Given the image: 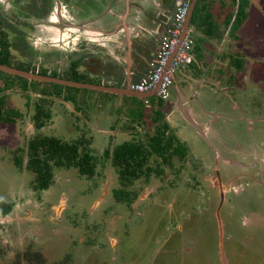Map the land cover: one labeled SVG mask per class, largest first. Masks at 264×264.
Listing matches in <instances>:
<instances>
[{"label": "rangeland", "instance_id": "rangeland-1", "mask_svg": "<svg viewBox=\"0 0 264 264\" xmlns=\"http://www.w3.org/2000/svg\"><path fill=\"white\" fill-rule=\"evenodd\" d=\"M94 1L96 8L103 2ZM172 1L175 10L177 0ZM206 1V10L209 8L214 13L222 34L214 45L209 44L213 56L208 60H221L216 62L215 70L223 77L216 83L219 89L211 94L210 105L234 111L235 103L223 96L227 94L234 100L236 97V101L251 112L246 111L242 119L222 122L218 134L212 135L211 131L208 136L231 157L250 162L256 156L264 157V0L248 2L247 17L242 25L250 20L246 29V36H252L250 42L238 36L241 27L235 35L227 34L230 26H226L225 20L237 8L233 0ZM13 5V0H0V12L3 10L6 15L14 12L18 5ZM64 6L69 8V3L65 2ZM56 8L51 13L54 20ZM95 10L92 15L97 14ZM78 11V7H74L73 12ZM6 15H0V23L7 29L10 41H15L10 48L14 63L24 62L36 70L45 67L50 74L66 78L72 76L70 64L78 57L84 62L79 67L92 75L90 80L100 81L97 70L106 62H103L105 55L99 53L91 58L87 57L89 53L79 52L67 57L70 49L80 51V37L96 39L86 34L89 32L76 28L66 29L65 34H61L52 25L31 27L15 23ZM169 24L170 21L164 26ZM257 32L262 34L259 43L254 40ZM193 36L196 39L194 33ZM77 37L79 39L73 41ZM85 49L92 53L98 50L94 43ZM222 51L227 54L223 56ZM240 54L245 56L244 65H249H243L241 71L230 62L233 56ZM219 56L222 59H218ZM246 68L248 76L243 71ZM252 78L257 79L256 84L251 83ZM49 83L23 88L22 81L11 83L0 75V86H5L0 95L6 94L4 112L16 110L12 116L17 117L12 123L0 122V264H41L36 257L38 252L46 259V264H264V183L259 171L243 169L221 159L219 168L224 182L221 181L215 173L216 162L210 143L184 122L190 134H179V137L195 149H190L184 159L174 157V167L165 165L163 174L137 179L132 186L137 191L136 198L130 204L120 202L113 192L121 187L119 174L105 155V148L112 146L113 141L117 144L125 139H148L155 131L152 110L139 122L140 134L121 132L114 138L112 130L108 129V136L103 138V132L97 130L100 124L94 120L95 115L112 112L117 118L126 114L125 106L117 100L103 103L100 93L87 100L82 94L94 93L91 89L78 90ZM43 89L49 91V95H44ZM62 89L76 93L77 98H65L64 92L58 95L57 91ZM174 101L175 95L166 100V106L172 107ZM134 102L143 103L140 99ZM37 103L51 114L49 118L44 117L46 120L41 127L34 118L38 113ZM257 113L263 120L254 115ZM136 123L129 117L125 122L119 121L126 130ZM111 124L107 123L106 128ZM85 131L93 136L90 146L99 157L95 175L89 178L75 167L60 168L48 189L34 190L33 173L27 167L19 169L14 163L18 147H25L36 133L71 140L81 135L87 137ZM173 131L176 133V129ZM227 142L238 149H229ZM24 160L26 164L27 154ZM159 161L152 156L150 164L155 166ZM239 173L243 174L237 176ZM225 189H228L226 193Z\"/></svg>", "mask_w": 264, "mask_h": 264}, {"label": "trees", "instance_id": "trees-1", "mask_svg": "<svg viewBox=\"0 0 264 264\" xmlns=\"http://www.w3.org/2000/svg\"><path fill=\"white\" fill-rule=\"evenodd\" d=\"M233 4L237 5L235 11H232L227 17V25L231 24L232 34L237 31L242 25L243 21L247 17V7L249 0H233ZM207 1L198 0L195 7L192 20L193 23L199 13H205L207 15ZM208 18V15L206 16ZM234 18V19H233ZM207 20V19H206ZM214 26V25H213ZM8 33L0 26V62L10 65H14L25 69H34L32 66H27L25 63L16 64L11 52V46L15 44L8 38ZM195 38V37H194ZM196 43V42H195ZM193 52V49H192ZM191 52V53H192ZM231 64L235 65L238 70H242L245 60L238 55L231 58ZM81 63L80 59H75L71 63L72 76L68 77L78 81H90L89 74L81 72L78 69V65ZM42 73H48L47 70L41 71ZM0 75L5 76L8 81L15 83L17 80L22 81L23 88L28 86L41 84L43 82L28 79L20 75H14L0 70ZM57 86H66L74 89L88 88L74 87L69 85H62L59 83ZM5 86H0V91L4 90ZM63 90V89H62ZM57 91L58 95L67 94L64 97L71 100L76 99V93ZM44 95H49V91L43 89ZM93 91V90H91ZM61 92V93H60ZM64 92V93H63ZM102 96H118L116 93H107L100 91ZM110 97V96H109ZM131 100H142L143 103L137 104L130 114L134 121L143 117L146 98H139L137 96H125ZM6 94L0 95V122L7 123L15 121V117L12 116L16 110H9V113L4 112ZM144 99V100H143ZM147 100L151 102V121L155 125L154 133L148 137V139H126L120 143L115 144L113 147L109 146L105 149V155L111 159L112 164L117 168L120 176L121 187L113 190L114 195L121 202L130 204L137 196V191L132 189L133 184L139 178H149L152 174L161 175L165 172V165L174 167V157L180 159L186 158L188 154V145L183 142L176 133L172 130L169 122L167 121L166 114L163 110L165 100L157 97L156 95L147 97ZM145 104V105H144ZM38 113L35 115L37 125L41 127L45 120L44 117H51L49 111H46L42 105L36 104ZM7 114V115H6ZM138 122V121H137ZM133 125V124H132ZM135 128H137L135 126ZM138 129V128H137ZM92 139L80 136L71 140L48 135L43 133H36L28 140L27 145L24 147H18L14 152V163L16 167L22 169L27 167L33 173V180L31 186L36 191H42L48 189L55 181L57 169L75 167L79 173L89 178L93 177L96 173L97 165L99 164V157L91 148ZM27 154L28 160L25 164L24 156ZM152 156L159 158V163L155 166L150 164ZM41 264H46V259L42 254L38 252L36 254ZM51 264H65L61 262H54Z\"/></svg>", "mask_w": 264, "mask_h": 264}, {"label": "crops", "instance_id": "crops-1", "mask_svg": "<svg viewBox=\"0 0 264 264\" xmlns=\"http://www.w3.org/2000/svg\"><path fill=\"white\" fill-rule=\"evenodd\" d=\"M131 1L134 3V5H132V7L130 8L129 15L125 20H122L124 6L118 4L117 6L115 5L112 9H110L109 7L107 8L108 10L105 9L104 12H106V14L102 15L100 18L96 20L97 27L105 29V31L116 30L115 32L112 33L100 32L101 37L97 39L100 44V49H101L100 51H102L100 55L101 56L105 55L106 57V59H103V62L105 60L106 62L103 63L102 67H100V69L97 70L98 73L97 75L99 76L98 79H100V81L97 83H102L105 85H115V86H125L127 84V78L129 76L126 69L127 67L126 60L128 58V54H127L128 53L127 42L129 41L128 38H130V42L132 45V73L130 74V78H132L133 81L140 80L141 77L148 71L150 67V61L153 59L154 53L160 43L163 30L165 29L164 23L170 21V16H168V10H167L168 0H131ZM152 3H157L158 14H156L155 11L156 6L154 7ZM207 11H208L207 12L208 18H206L207 16L206 12L199 13L195 21L193 23L191 22L190 24L189 30L192 31V33H194L196 36L195 39L196 43L193 46L192 58L189 62H186L176 73L174 105L172 107L171 105L166 106L165 103L163 106V110L166 116L168 117L167 121L169 122L172 130L176 129V133L178 134V136H180L179 134L187 133L186 129L188 127L185 123H188L192 127H195L183 115L181 111L182 107H184V109L189 110L190 115L194 118L196 122H198L196 117H194L195 115L194 109L196 107H193V111H192V109L187 107L186 100H189V97L193 95L195 97V100L197 99V101L201 104L203 101H207V103H211V94L216 92V88H215L216 83L217 81H221V79L223 78L222 74L220 73L221 69L218 70L220 73L219 75L216 74L217 70H215L216 67L218 66V63L216 62L218 61L220 62L221 60L218 61L208 60L210 57L213 56V52L209 44L214 45L216 43V40L222 37V34L219 33L220 27L219 25H217V21L215 19L214 13L210 11L209 8ZM225 21L227 26V19ZM245 22L242 26H240L241 28L239 29L240 33H238V36L241 39L242 38L248 39V41L250 42L251 40L250 38H252V36L251 35L249 37L248 35L246 36L247 33L246 29L250 23V20L248 19V22H246V24ZM123 24L127 26V29ZM229 26H230V31L227 34L231 35L232 34L231 24ZM122 30L124 32L123 35L121 33ZM90 34L93 35L92 33ZM261 36L262 34H259V32H257V36L256 38H254V40L257 43H259V39L261 38ZM75 40L76 39H73V41ZM93 40L95 41L96 39ZM248 41L245 40L244 42H248ZM89 42L90 40L86 41V44L88 45ZM201 42H203V44ZM251 42L254 45H256L257 48L259 47L255 42L253 41ZM70 52L71 53H67V57L69 58L71 57V55L78 53L75 51V49H70ZM226 54L227 53L222 51L223 56H225ZM240 56L245 60V56H242L241 54ZM218 59H222V57L219 56ZM255 64H256L255 65L256 68H258L259 63L256 62ZM108 66H111L114 69L113 70L109 69ZM244 66H249V65H244ZM219 68L221 67L219 66ZM80 70L82 71L81 67ZM248 70L249 69L247 68L243 70L244 74L247 76L249 73ZM257 73L258 70L256 73H254V77ZM256 81H257L256 78L255 80L254 78H252L251 83L254 84ZM177 86L183 91L182 95H179ZM218 88L219 87H217V89ZM93 92L94 93L91 94L90 93H85V94L81 93V94L83 97H86V99L87 98L89 99L91 97H96V94H98L100 91L93 90ZM100 96H102L101 93ZM109 96H107L106 94V96L101 97L103 103L105 102L111 103L110 101L117 100L119 101L118 103L120 105L125 106L123 107V109L125 110L126 114L123 113L122 116H118L115 120L125 122L126 119L129 117L131 121L135 122L134 120H132L131 118L132 115L130 114V112L136 108L137 102H134V100L131 99H128V101L126 102L127 97L125 96H129V95L121 96L118 94V96H113V95H109ZM192 100H194V98ZM144 102L146 103V105L144 104L145 108H144L143 117L137 120L138 121L136 123L137 125L131 124L129 126V129L127 130L122 125L116 127L112 135L114 138H117L121 132L122 133L130 132V133H135L136 135L140 134V129L135 128V126L136 127L140 126L139 122L141 123L143 122L144 117L146 116L145 114L148 115V112L151 109V107L148 106V104L149 103L151 104V102L148 101L147 103L146 99L144 100ZM211 108L212 106L209 105L208 110H210ZM210 111L212 112V110ZM149 114L151 115V113ZM113 117L114 116L112 112L108 114L104 113L101 115L100 114L95 115L94 120L100 124L97 127V130L103 132L104 134L103 138L108 136L107 134L108 129L111 128H106V125L107 123L112 122ZM110 118L112 120H110ZM181 126L184 129L179 128ZM178 128L179 130L177 131ZM187 134L190 133L188 132ZM108 138H110V136ZM115 144L116 143L113 141L111 143L112 147Z\"/></svg>", "mask_w": 264, "mask_h": 264}, {"label": "flooded vegetation", "instance_id": "flooded-vegetation-1", "mask_svg": "<svg viewBox=\"0 0 264 264\" xmlns=\"http://www.w3.org/2000/svg\"><path fill=\"white\" fill-rule=\"evenodd\" d=\"M63 1H65L66 3H69V8H66L64 6L65 2H63ZM102 1L103 2L100 3L102 5L100 7L96 8L94 6V4H95L94 0H74V1L73 0H13L14 4L18 5V7L15 8L16 10H13L14 12L7 13V15H6V12L1 10L0 15L1 16H5L6 15V18L14 19L15 23L25 24V25H29L31 27L35 26V25L36 26L37 25L42 26V25H46V24L52 25L53 27H55V29L59 30V32L61 34H65L64 30H66V29L74 30V29L78 28L81 31H85V32L89 31V33H86V34L92 33L93 35H90V36H94V38L96 37V41H94L92 38H89V37H88L89 39H87L85 37L84 38L80 37V40L82 42V46L80 47V51H76V52H78V53L79 52L89 53V55L87 57L93 58L95 56V54H99V53L102 52V51H100L101 50L100 49V44H99V42L97 40V39H99L101 37L100 32H110V31H105V29H102L100 27H97L96 26V23H97L96 20L98 18H100L102 15L106 14V12H104L105 9H107L108 7L110 9H112L115 5L117 6V4L124 6L122 20H123V18L125 16L126 17L124 19H126L128 17V15H129L130 8L132 7V5H134V3L131 0H102ZM181 1L182 0H177L176 7H178V5L180 4ZM15 5H13V7H15ZM167 5H168V8H167L168 14L170 15V18H171L173 13H174V11L177 8L175 10H173L175 2L173 3L172 0H168ZM55 6L57 7L56 11H55V13H57L56 20H54L55 18L52 17V14H51V13H54ZM153 6L154 7L156 6L155 10L157 11L158 10L157 3H154ZM74 7H78V10H79L78 13H74L73 12L74 11ZM88 10H91V11H88ZM93 10L96 11V13H97L96 15H92L91 12ZM34 22H35V24H34ZM0 26H2L1 23H0ZM6 32H8V31H6ZM121 33L123 35V33H124L123 30L121 31ZM191 33H192V31H191ZM75 39L77 40V39H79V37H77ZM51 40L55 41V38H52ZM88 40H90V42L87 45L86 41H88ZM84 42H85V44H84ZM93 43L98 48V50L97 51H93V53H92V52L87 51L85 48H87L88 46L91 47V45ZM49 50L53 51L52 49H49ZM53 52H56V51L54 50ZM76 59H78V58H76ZM71 63H72V61H71ZM83 63L84 62H81L78 65L79 71H81L79 66L83 65ZM70 67H71V64H70ZM33 68H35V67H33ZM23 69H25V68H23ZM27 70H33L34 71V69H27ZM43 70H47V69L45 67H42L39 70H36V68H35V72L42 73L41 71H43ZM47 72H48V70H47ZM81 72H85V73L89 74V71H87V70H83L82 69ZM44 74H50V73L48 72V73H44ZM51 75H52V73H51ZM89 76H92V75H89ZM66 78H68V77H66ZM68 79H71V78H68ZM50 83H53V82H50ZM174 87H175V80H174ZM217 87H219V86L216 84L215 88L217 89ZM174 92L175 91L172 92V96L171 97L174 96ZM226 95L227 94L223 95L224 97H227L226 100H229L230 102L235 103L234 104V111L237 110L240 113L234 112V111L230 112L227 109L219 110L217 107H212L210 109V110H212V112H211L210 110H208V107H209V105L211 103H207V101H203L202 104H201V103H199L197 101V99L195 100V97L193 95H191L189 97V100H186L187 98L185 99L187 107L192 109V111H193V107H196L194 109V113H195L194 117H196V119L198 120V122L200 124V129H197L196 127H194V128L197 130L196 132L201 134V136L204 139L209 140L211 142V143L210 142L209 143H210V145L212 147V150H213V153H214V158H215L214 160L216 162V166H214L215 173H217V175L219 176L221 181L223 180V182H224V179H223V176L221 174V171H220L219 167H220V162L223 160L226 163L238 165V167H241L243 169H256L257 171L260 172L261 179L263 180V183H264V157L256 156V157L252 158L250 160V162H242V161L237 160L236 158L231 157L230 155H228L226 153V151L222 149L221 146L215 144L210 139V137L208 136V134L211 131H213L212 135L214 133L218 134V129H220L222 122H225L227 120H232L234 118L242 119L243 116L245 115L246 111H248L246 107L241 106V104L238 101H236V97H235V100H234L232 95H227V96ZM193 98H194V100H192ZM219 99H221V98H219ZM245 100L246 99L243 98V101H244V103L246 105ZM165 103H166V100H165ZM255 105L257 106V105H260V104L258 102H255ZM148 106L151 107L152 104L149 103ZM257 107H259V106H257ZM248 112L251 114L250 111H248ZM254 115L260 116V115H258V113L254 114ZM260 117L263 120V117L262 116H260ZM34 118H35V116H34ZM166 118H168V117L166 116ZM115 119L116 118L114 116L112 122L108 123V124L112 123L110 125V127H109V128H111L109 130H112V132H114V129L116 127L120 126L119 125V121H117ZM15 120H17L16 116H15ZM120 122H122V121H120ZM85 132L87 133V131H85ZM87 134H86V136H87ZM48 135H50V134H48ZM53 135L57 136L55 134H53ZM176 135L178 136L177 133H176ZM81 136H83V135H81ZM86 138H93V136L88 134V136ZM183 142H185V141H183ZM186 144L188 145V152H189L190 149H195V148H193V145L188 144V143H186ZM226 146L229 149H233V150H237L238 149V148L236 149L235 145L230 144V142H227ZM239 148H241V145L239 146ZM241 174H243V173H239V174H236V175L240 176ZM119 179H120V176H119ZM227 190L225 189V191H223V192L226 193Z\"/></svg>", "mask_w": 264, "mask_h": 264}, {"label": "built area", "instance_id": "built-area-1", "mask_svg": "<svg viewBox=\"0 0 264 264\" xmlns=\"http://www.w3.org/2000/svg\"><path fill=\"white\" fill-rule=\"evenodd\" d=\"M191 0H182L165 26L160 43L150 61L148 71L138 81H132L131 88L140 92L155 90L156 96L167 100L172 96L174 76L192 58L195 38L190 30L181 39L189 14ZM146 102H148L146 98Z\"/></svg>", "mask_w": 264, "mask_h": 264}, {"label": "water", "instance_id": "water-1", "mask_svg": "<svg viewBox=\"0 0 264 264\" xmlns=\"http://www.w3.org/2000/svg\"><path fill=\"white\" fill-rule=\"evenodd\" d=\"M197 2L198 0H191L190 2L189 14H188L187 21L185 23V27L181 35V39H183L186 36L188 30L190 29L192 16H193L195 7L197 5ZM124 18L123 20H125ZM125 27L127 29L126 25ZM115 31L116 30L110 31V33L115 32ZM128 39H129V41L127 42L128 58L126 60V63H127L126 69H127V73L129 74V76L127 78V84L125 86L105 85L102 83H96V82H90V81H78L74 79L58 77V76L51 75V74L39 73L33 70H27V69H23L20 67H16L14 65L1 63V62H0V70L5 71L7 73L14 74V75H20L30 80L34 79V80L43 81V82H54V83H59L62 85H69V86H74V87L88 88V89L97 90V91L116 93L121 96L129 95V96H137L139 98H147V97L153 96L156 94L155 90L150 91V92H140V91L133 90L131 88V83L133 81L132 78H130V74L132 73V45L130 42V38ZM174 78L176 79V75L174 76ZM177 89H178L179 95H182L183 91L180 88H178V86H177ZM181 111L183 115L185 116V118L193 126H195L197 129H200L199 123L196 122L194 118L190 115L189 110L184 109V107H182ZM208 142L210 141L208 140Z\"/></svg>", "mask_w": 264, "mask_h": 264}]
</instances>
